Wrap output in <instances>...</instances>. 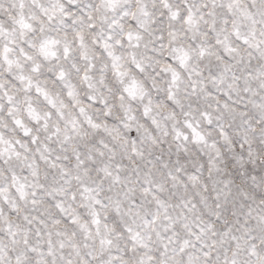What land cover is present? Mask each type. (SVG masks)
Returning <instances> with one entry per match:
<instances>
[{
	"label": "snow or ice",
	"instance_id": "1",
	"mask_svg": "<svg viewBox=\"0 0 264 264\" xmlns=\"http://www.w3.org/2000/svg\"><path fill=\"white\" fill-rule=\"evenodd\" d=\"M0 264H264V0H0Z\"/></svg>",
	"mask_w": 264,
	"mask_h": 264
}]
</instances>
